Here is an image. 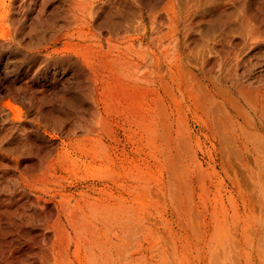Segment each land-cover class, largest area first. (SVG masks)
Here are the masks:
<instances>
[{
	"label": "rangeland",
	"instance_id": "1",
	"mask_svg": "<svg viewBox=\"0 0 264 264\" xmlns=\"http://www.w3.org/2000/svg\"><path fill=\"white\" fill-rule=\"evenodd\" d=\"M27 1L0 0V264H264V0L100 33L102 0Z\"/></svg>",
	"mask_w": 264,
	"mask_h": 264
},
{
	"label": "bare ground",
	"instance_id": "2",
	"mask_svg": "<svg viewBox=\"0 0 264 264\" xmlns=\"http://www.w3.org/2000/svg\"><path fill=\"white\" fill-rule=\"evenodd\" d=\"M27 1V0H26ZM144 0H116V2H113L114 3V6H110V4H112L109 0H102L99 4L100 5H97L99 7H97L95 10L94 8L93 9H90L89 12H88V16H87V24H90V25H94L95 28L97 30H99V33L101 32V30H103L110 22V19L111 17L113 16V14H120L121 15V9L122 8H128V9H131V7H138L140 6V4L143 3ZM170 1V0H169ZM168 1V2H169ZM173 1V0H172ZM179 1V0H178ZM28 3V8H36L37 6H41L40 7V10L44 9L46 5H52L53 6V10H58L60 5H61V0H28L27 1ZM165 2V1H164ZM181 2V1H180ZM178 2V4L180 3ZM167 4V3H166ZM113 5V4H112ZM168 5V4H167ZM197 5V4H196ZM199 5V4H198ZM36 6V7H35ZM110 6V7H109ZM90 7V6H89ZM161 8V7H160ZM159 8V9H160ZM26 9V8H25ZM88 9V8H87ZM138 9V8H137ZM140 10V9H139ZM158 11V10H156ZM123 12V11H122ZM160 12V10H159ZM157 13V12H156ZM159 14V13H158ZM189 14V13H188ZM25 14H23L22 16H24ZM156 14H154V17H155ZM187 15V14H186ZM184 15V17L186 16ZM15 15L14 14H11L10 17H6V20H8L9 24L11 25V29H7V30H4V31H0V39L2 41H6L8 37H13V32H12V27L14 25H16L17 22H19L21 19V16L16 18L14 17ZM17 16V15H16ZM86 16V15H85ZM190 17V16H189ZM219 17V15H218ZM72 19V16L68 17L66 20H65V23H70V20ZM86 19V18H85ZM154 19V18H153ZM188 19V18H187ZM155 20V19H154ZM189 21V20H188ZM152 23H155V21H153ZM185 23V21H184ZM191 25V24H190ZM194 25V24H193ZM192 25V26H193ZM123 26H125V24H123L122 22L117 24L116 25V29H123ZM155 26V25H154ZM127 27V26H126ZM63 28L62 25H59L57 24L56 22H53V23H50L49 24V30L50 32L52 33V37H57L58 35H60V31L61 29ZM152 28V27H151ZM154 29V28H153ZM151 29V30H153ZM156 29V28H155ZM188 29V28H187ZM226 29V28H225ZM127 31V28L126 30ZM47 33V28L45 27H41L38 31H37V36L38 37H45ZM110 33V32H109ZM256 31H254V33H250L251 34V37L252 38H255L254 36L255 35ZM249 34V35H250ZM254 34V35H253ZM248 39V38H247ZM250 39V38H249ZM264 39V38H263ZM0 40V41H1ZM262 43V42H261ZM264 43V42H263ZM214 44V43H213ZM209 46V45H207ZM212 46V45H211ZM209 48V47H208ZM70 51L68 50H65V49H61V50H57V49H54L52 51H49L47 54L48 56H45V60H49V59H52V58H57V57H62L63 54H69ZM214 54V53H213ZM216 54V53H215ZM205 56H207L206 54H204ZM208 57V56H207ZM209 58V57H208ZM214 58V57H213ZM198 59V57H197ZM200 61V59H198ZM209 60V59H207ZM206 60V61H207ZM205 59L203 61L206 62ZM239 62V61H238ZM181 64V63H180ZM234 64V63H233ZM238 64V63H237ZM235 65V64H234ZM203 66V65H202ZM233 67V66H232ZM236 69V67L234 68ZM263 69V68H262ZM229 71V70H228ZM235 71V70H233ZM232 71V72H233ZM203 72V71H202ZM258 72V71H257ZM204 73V72H203ZM209 74V73H208ZM213 74V73H212ZM261 74V73H259ZM189 75V74H188ZM181 76V75H180ZM222 76V75H221ZM182 77V76H181ZM188 77V76H187ZM197 77V76H196ZM212 77V76H211ZM234 77V76H233ZM183 78V77H182ZM186 78V77H185ZM214 78V77H213ZM232 78V77H230ZM240 78V77H239ZM211 79V78H210ZM217 79V78H216ZM218 80V79H217ZM245 81V80H244ZM262 81V80H261ZM242 82V81H241ZM241 82H239L241 84ZM258 82V81H257ZM263 83V82H262ZM214 84V83H212ZM258 84V83H257ZM201 85V84H200ZM205 85V84H204ZM217 85V84H216ZM215 85V86H216ZM238 85V84H237ZM262 85V84H261ZM203 86V85H202ZM232 86V85H231ZM249 86V85H248ZM251 86V84H250ZM245 87V86H244ZM259 86H257L256 88H258ZM197 88V87H196ZM204 88V87H203ZM237 88V86H236ZM219 89V88H218ZM217 89V90H218ZM262 89V88H261ZM224 90V89H223ZM221 90V91H223ZM264 90V89H263ZM220 92V91H219ZM245 92V91H244ZM170 93V92H169ZM188 93V92H187ZM208 93V92H207ZM225 93V92H224ZM227 94V93H226ZM234 94V93H233ZM232 94V95H233ZM208 95V94H207ZM264 95V94H263ZM211 96V95H210ZM229 96V94H228ZM209 97V96H208ZM235 98V97H234ZM254 100V99H253ZM264 100V99H263ZM202 111V110H200ZM264 111V109H263ZM21 139V138H20ZM25 140V139H24Z\"/></svg>",
	"mask_w": 264,
	"mask_h": 264
}]
</instances>
